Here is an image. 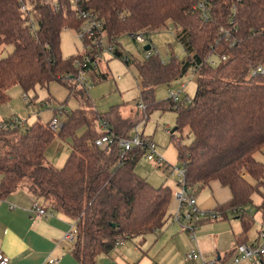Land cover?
Wrapping results in <instances>:
<instances>
[{
	"label": "trees",
	"instance_id": "16d2710c",
	"mask_svg": "<svg viewBox=\"0 0 264 264\" xmlns=\"http://www.w3.org/2000/svg\"><path fill=\"white\" fill-rule=\"evenodd\" d=\"M21 4L35 9L34 29L28 27ZM79 10L102 20L101 31L119 57L120 35L151 32L167 21L177 28L184 59L163 61L151 53L137 62L144 109H174L175 128L188 127V143L171 132L186 185L205 186L216 180L227 186L231 196L217 209L224 217L237 216L243 231L255 222V212L264 218V160L255 156L264 147V0H0V48L13 46L0 55V104L7 100L4 91L12 83L26 94L53 80L79 103L66 109L57 130L50 128L49 120L39 119L0 129V199L25 187L46 209L69 217L74 235L70 253L81 264H96V256L112 250L119 240L159 230L171 216V187L153 186L134 170L142 151L122 152L116 142L104 148L94 143L100 119H107L110 129L123 136L132 121L120 115L118 104L99 113L85 88L70 77L61 78L75 74L73 60L87 51L64 56L60 46L62 30L81 24ZM92 54L99 59L101 52ZM259 65L261 71L256 70ZM192 68L196 87L189 100L154 99L157 84L169 83ZM88 77L93 84L106 74L89 67ZM55 136L70 145L61 167L44 154ZM255 194L260 196L258 203H253ZM241 236L236 244L245 242ZM257 264H264L263 256Z\"/></svg>",
	"mask_w": 264,
	"mask_h": 264
},
{
	"label": "crops",
	"instance_id": "0c3cea01",
	"mask_svg": "<svg viewBox=\"0 0 264 264\" xmlns=\"http://www.w3.org/2000/svg\"><path fill=\"white\" fill-rule=\"evenodd\" d=\"M119 51L121 52L120 49ZM57 84L51 83L47 90L50 86L51 89L55 86L52 91L56 90V87H60V84ZM100 84L102 82L93 83L88 90L87 94L91 99L97 95L96 87ZM60 89L63 90L62 95L55 96L52 93L49 97L59 104L64 101L62 105L65 107L67 104V108L69 106L70 109L79 106L77 98L69 95L68 88L64 86ZM49 97L38 102L45 111H38L34 120L47 121L53 116V108L57 105L52 106ZM4 104H0V120L15 117L12 107L7 105L5 107ZM93 106L95 108L94 102ZM119 113L122 116L120 109ZM137 119L136 116L130 119L132 126L135 125L134 131H139L134 124ZM130 128L126 134L133 133L130 132ZM255 156L259 160H264V147L256 152ZM230 196L231 192L227 186L213 180L209 185L198 184L196 202L202 209H217V206L227 201ZM259 201L260 196L253 195V203ZM35 202L42 203L40 198L35 197L25 187H20L0 199V251L9 256L8 264H41L50 258L57 259L53 264H81L70 253L72 243L64 238L65 232L72 228V220L60 212L39 216L33 210ZM262 223L264 219L251 233L249 232L251 227L243 231L242 221L237 216L224 217L221 213L216 219L202 218L195 229V239H191L189 230L168 220L159 230L119 240L112 250L96 256V264H200L199 260L185 259V253L191 248H197L208 258L224 263L233 253L237 235L245 236V242L254 240ZM245 262L252 264L248 260Z\"/></svg>",
	"mask_w": 264,
	"mask_h": 264
},
{
	"label": "rangeland",
	"instance_id": "374dc122",
	"mask_svg": "<svg viewBox=\"0 0 264 264\" xmlns=\"http://www.w3.org/2000/svg\"><path fill=\"white\" fill-rule=\"evenodd\" d=\"M177 28L167 21L166 25L161 26L151 31L149 35V41L152 44L153 50L158 51L159 57L162 60H167L173 57L178 60H182L186 56V52L179 40L176 39ZM61 51L64 56H68L77 51H81V41L76 36L75 29L64 28L61 32ZM118 49L121 50L123 55L129 58L128 62H124L122 58L109 52H102V56L98 59L97 70L106 74L105 81H100L102 84L97 86V95L93 96V102L96 110L103 114L108 111L109 108L118 104L122 116L128 119H134L135 116L138 119L135 121L138 132H143L144 135L152 138L156 145L158 152L162 155L165 161L157 163L156 161L147 160L141 157L136 163L134 170L141 177L145 178L153 186H158L161 183H167L172 189V198L169 208L172 210L176 203L175 194L178 190V186L175 183V178L168 176L165 171V165H178L177 150L171 138V129L176 127V111L174 109H159L154 108L152 110H145L144 107L139 106V103L143 105L147 104L146 100L142 96V84L141 77L138 72L137 62L144 59L143 43H136L130 33L122 34L118 38L116 43ZM11 44H6L0 48V55L5 56L12 50ZM53 83H60L53 80L47 84L49 86ZM180 83L185 84L179 92V97H192L194 95L196 87V73L189 70L185 75L172 80L169 83H160L154 87L153 96L157 101H161L167 98L168 90L175 89L180 86ZM55 85V84H54ZM78 87V83H76ZM36 86L34 89L26 91L24 95L22 87L17 83H12L5 89L7 100L4 102V106H11L13 114L18 117L23 123L30 124L35 118L38 111L43 112L45 109L41 108L38 102H41L52 96L62 95L63 88L55 86ZM92 86V84H91ZM90 86V87H91ZM90 87L87 90L90 89ZM51 98L50 104L52 106L59 105L58 101ZM52 106H50L52 108ZM56 106V107H57ZM6 107V106H5ZM66 109L67 104L65 105ZM45 115V114H44ZM135 125L130 128V132H135ZM173 135L180 136L182 143H188L191 139V134L188 133V127L183 126L180 130L174 128ZM70 151V145L67 140L61 139L59 136H55L54 140L49 144L45 150V159L51 164L61 167ZM255 222L250 227L249 232L258 227V224L264 218L260 212H255ZM264 257V255H263ZM247 260H242L241 264H245Z\"/></svg>",
	"mask_w": 264,
	"mask_h": 264
},
{
	"label": "built area",
	"instance_id": "2783aa9c",
	"mask_svg": "<svg viewBox=\"0 0 264 264\" xmlns=\"http://www.w3.org/2000/svg\"><path fill=\"white\" fill-rule=\"evenodd\" d=\"M199 6L205 10V6L202 2L199 3ZM23 15L27 19V24L30 29H34L36 26V11L35 9H30L25 4L20 6ZM77 15L82 17V22L75 29L76 36L81 41V49H85L89 52L82 53L83 55L77 57L73 60V64L76 68L75 74L72 76L69 74L62 75L61 78L65 79L70 77V79L81 85V87L88 89L91 86L90 79L88 77V68H97L98 58L96 54H92L93 50H100V52H109L113 53L115 50V45L112 42H109L106 36L101 31L102 20L97 17V15L91 11L79 10ZM150 31L140 30L137 31L131 36L136 43H143V46L146 44V41L150 39ZM149 43V48L144 49V58H147L151 53H157L154 51L151 42ZM120 58L124 62L129 61V58L126 55H121ZM224 58V57H223ZM166 61V60H163ZM210 63H214V60H210ZM193 72V68L190 69ZM257 71H261L262 67L259 65L256 68ZM72 76V77H71ZM185 84L180 83V86L175 89L168 90V96L172 100H179V92L184 87ZM24 95H26L24 93ZM187 100L189 97L185 96ZM139 106L144 107L142 103H139ZM65 107L62 104L57 106V112L51 116L49 119V126L53 130H57L62 127L65 119ZM15 123H23L17 117H11L6 121H0V129H5L8 126H12ZM99 135L94 139V143L104 148L109 144L116 142L121 151H126L128 149L136 148L142 151V157L150 161H156L161 163L165 161L162 155L158 152L157 145L155 141L149 136L144 135L138 131H135L126 136L116 135L113 130L110 129V123L107 119L102 118L98 123ZM165 171L168 176L175 178L177 182L178 190L175 194L176 203L171 212L169 220L171 222L179 224L181 227L189 230L191 239H195V229L197 224L202 218L216 219L221 216V212L217 209L206 210L198 206L196 202V192L197 184H185L183 181L185 169L180 165H165ZM34 213L39 216L53 215V210L46 209V204L36 203L33 206ZM64 238L72 243L74 235L72 230H68L64 234ZM264 255V223H262L257 237L254 240L248 242H241L235 244L233 248V253L231 257L226 262H218L214 259L208 258L204 255L199 249L191 248L185 253L186 260H199L200 264H240L242 260H248L252 264H257L259 256ZM57 259L50 258L48 261H44L41 264H53ZM9 256L4 252L0 251V264H8Z\"/></svg>",
	"mask_w": 264,
	"mask_h": 264
},
{
	"label": "water",
	"instance_id": "95a60500",
	"mask_svg": "<svg viewBox=\"0 0 264 264\" xmlns=\"http://www.w3.org/2000/svg\"><path fill=\"white\" fill-rule=\"evenodd\" d=\"M143 48H144V49H147V48H149V43H146V44L143 46ZM174 128H175V127H174ZM174 128H173V129H174ZM173 129H171L170 131L172 132V131H173ZM111 224H112V223H111Z\"/></svg>",
	"mask_w": 264,
	"mask_h": 264
}]
</instances>
